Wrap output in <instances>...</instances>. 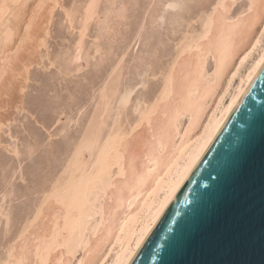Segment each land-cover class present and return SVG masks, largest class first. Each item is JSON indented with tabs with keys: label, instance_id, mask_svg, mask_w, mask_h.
Instances as JSON below:
<instances>
[{
	"label": "bare ground",
	"instance_id": "bare-ground-1",
	"mask_svg": "<svg viewBox=\"0 0 264 264\" xmlns=\"http://www.w3.org/2000/svg\"><path fill=\"white\" fill-rule=\"evenodd\" d=\"M63 1L0 0V133L22 109L30 69L43 62ZM100 1L84 8L74 59L85 49ZM239 1L214 0L200 26L184 32L157 94L133 122L109 123L111 95L97 99L64 173L2 264L130 262L264 62V0L236 8ZM179 3L165 0L164 9ZM65 11L74 27L76 10ZM135 87L124 88L121 105L130 104Z\"/></svg>",
	"mask_w": 264,
	"mask_h": 264
},
{
	"label": "rangeland",
	"instance_id": "rangeland-1",
	"mask_svg": "<svg viewBox=\"0 0 264 264\" xmlns=\"http://www.w3.org/2000/svg\"><path fill=\"white\" fill-rule=\"evenodd\" d=\"M151 1L101 0L79 59H74L76 41L88 0L63 1L65 8L76 10L74 27L65 8L54 10L47 46L41 50L43 62L31 67L22 109L0 133L1 260L64 173L97 99L111 95L109 123L137 119L157 94L184 32L200 26V17L214 0H179L175 9H164L165 0ZM135 84L130 104L121 105L120 94Z\"/></svg>",
	"mask_w": 264,
	"mask_h": 264
},
{
	"label": "water",
	"instance_id": "water-1",
	"mask_svg": "<svg viewBox=\"0 0 264 264\" xmlns=\"http://www.w3.org/2000/svg\"><path fill=\"white\" fill-rule=\"evenodd\" d=\"M128 264H264V62Z\"/></svg>",
	"mask_w": 264,
	"mask_h": 264
}]
</instances>
